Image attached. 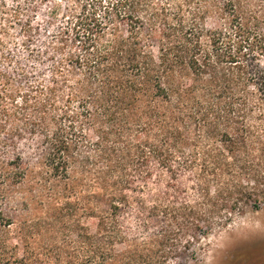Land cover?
Here are the masks:
<instances>
[{"label":"trees","instance_id":"16d2710c","mask_svg":"<svg viewBox=\"0 0 264 264\" xmlns=\"http://www.w3.org/2000/svg\"><path fill=\"white\" fill-rule=\"evenodd\" d=\"M81 2L39 45L22 27L21 59L0 31L11 69L0 67V264H127L116 246L134 206L148 222L172 219L162 237L185 229L195 239L264 203V0ZM153 171L169 189L189 175L196 199L169 207L163 194L145 208L132 193ZM34 173L76 198L88 189L81 200L97 227L75 255L34 247L19 192ZM159 251L146 264H163Z\"/></svg>","mask_w":264,"mask_h":264},{"label":"rangeland","instance_id":"374dc122","mask_svg":"<svg viewBox=\"0 0 264 264\" xmlns=\"http://www.w3.org/2000/svg\"><path fill=\"white\" fill-rule=\"evenodd\" d=\"M81 1L0 0V31L7 29L10 39L7 50L15 58L21 59L24 49L20 45L19 31L22 27L29 24L34 28L33 46L39 45L51 35L53 27L61 26L66 20L65 16L69 15L67 12L74 13L81 9ZM26 61L24 58L21 63ZM0 67L11 72L10 68L2 64ZM33 155L29 157L35 159ZM36 173L19 190L21 194L29 195L30 207L26 208L25 204L21 208L24 213L30 208L31 219L36 223L34 247L41 251L57 249L67 256L75 255L80 249L79 237L85 229L94 234L97 227V219L87 217L81 200L88 189L80 188L76 198L70 196V190L62 186L52 189L47 185L40 187L36 184ZM192 179L189 175L180 176L178 187L169 189L167 180L157 182L153 171V176L145 186L134 185L132 196L143 201L147 209L154 205L157 196L163 194V203L169 207L192 204L197 197ZM66 195L69 198L63 199L62 196ZM171 220L148 222L146 213L139 211L136 206L132 207L121 220L126 244L117 245L116 251L127 252V264H146L149 255L157 249L165 257L163 264H264V203H259L257 208L252 205L245 207L244 213L234 216L229 226L220 231H209L208 235L200 232L195 235V239H192L193 233L185 229L165 237L159 235L161 226L172 231ZM156 242L161 243V247L155 246Z\"/></svg>","mask_w":264,"mask_h":264}]
</instances>
